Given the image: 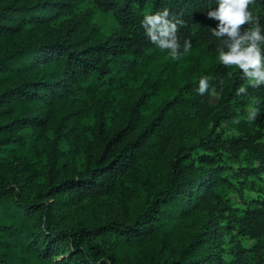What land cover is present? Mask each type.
<instances>
[{
  "label": "trees",
  "instance_id": "obj_1",
  "mask_svg": "<svg viewBox=\"0 0 264 264\" xmlns=\"http://www.w3.org/2000/svg\"><path fill=\"white\" fill-rule=\"evenodd\" d=\"M83 1L0 0V264H217L219 229L195 207L201 188L210 197L226 183L202 170L220 175L224 168L208 155L197 157L200 167L188 166L195 147L185 149L178 136L194 121L181 111L194 105L199 79L224 69L215 54L173 60L141 26L145 14L167 9L181 21L180 55L185 40L193 49L211 39L215 23L206 13L213 0H88L114 18L108 35L72 12ZM249 10L264 25V0ZM245 85L235 66L214 85L220 114L212 130L233 104L264 101V86L238 94ZM104 88L119 96L115 105L109 93L99 97ZM112 107L119 112L110 118ZM196 108L200 114V101ZM166 153L167 170L157 180L150 162ZM114 202L113 219L98 216ZM237 229L253 245L235 264H264V201L245 211Z\"/></svg>",
  "mask_w": 264,
  "mask_h": 264
},
{
  "label": "rangeland",
  "instance_id": "obj_2",
  "mask_svg": "<svg viewBox=\"0 0 264 264\" xmlns=\"http://www.w3.org/2000/svg\"><path fill=\"white\" fill-rule=\"evenodd\" d=\"M72 12L80 15L84 22L87 21L92 28L105 35L110 34L116 26L115 20L110 14L101 13L88 0L75 4ZM63 19L69 18L63 16L61 21ZM213 23H215V27L212 30H215L219 22L213 20ZM249 27H251V24L241 26L238 30L239 35H244ZM231 42L232 40L227 36L221 37L219 41L211 36L210 40L204 41L197 48L190 49L187 54L182 53L183 55L179 60L186 56L187 60L198 59L200 61L204 59V61H207L212 54H215L216 58H218V46L223 47V50L227 51V45L231 44ZM221 66L224 69L221 73L213 75L208 73L210 82L213 81L214 85L225 82L234 69V66ZM205 68L202 67L197 72L199 77L203 75L202 71ZM144 79V76H142L133 84L136 86L141 85ZM214 85L210 87L211 90L214 89ZM106 92V88L99 91V97H103ZM206 93L208 94L206 98L201 97L198 99L199 94L197 98L191 96L190 101L194 105L188 108L187 111L186 109L181 111L182 116H186L187 112V117L194 118V121L189 122L186 130H183L178 136V140L180 141L179 144L185 146V149L195 147L192 158L187 164L188 166L198 165L197 157L208 155L220 160L219 164L224 168L220 175L211 166L202 170L201 175L206 176L209 180L221 177L226 183H221L217 186L210 197L205 196L207 192L205 191L206 186L201 188L198 192L201 200L195 207V213H203L205 216L204 220L206 222L214 221L213 224L219 229L220 235L216 240L218 250L215 257L217 264H235L238 252L249 249L253 245L250 240L238 233V222L245 211L254 206L256 201H264V101L263 99L255 98L256 103L254 105L253 100H244V102L233 104L230 109V115L212 130L220 114L216 109L218 96L216 92L211 94V91H206ZM108 97L112 100V105H115L119 96L116 93L110 96L109 93ZM83 98L86 101L88 100L87 102L93 110L94 103L90 102L85 96ZM198 101L202 105L200 114L196 112ZM250 106H255L258 109V115L254 121L247 119ZM210 108H214L212 112ZM114 112H119V110L112 107L107 117L113 118ZM92 123L93 112H90L84 118L83 124L88 127ZM85 134H89L88 130H85ZM250 137L254 140L253 142H249L251 140ZM237 138L243 141L242 144L239 145L235 142ZM154 153H157L156 149L151 148L150 154ZM147 157L150 156L147 154ZM167 161V153L162 154L158 159L152 158L150 162L153 163L151 173L157 180L165 175ZM252 169L256 171L255 174L244 177L239 173V170L250 171ZM132 182L133 180L129 183L132 184ZM187 196L185 194L183 198L187 200ZM115 203L110 208L102 207L98 216L101 215L103 220L113 219L115 213H117V209L114 207ZM192 218L189 216L186 224L191 229H195ZM114 242L113 238H109L105 243L107 246H111Z\"/></svg>",
  "mask_w": 264,
  "mask_h": 264
},
{
  "label": "clouds",
  "instance_id": "obj_3",
  "mask_svg": "<svg viewBox=\"0 0 264 264\" xmlns=\"http://www.w3.org/2000/svg\"><path fill=\"white\" fill-rule=\"evenodd\" d=\"M254 2L255 0H213L215 9L212 10L210 5V10L206 13L208 18L219 22L216 29L211 30L210 35L217 41L223 36L232 40L231 44L227 45V51L218 46V60L221 65L235 66L242 72L246 85L238 88V94L243 95H247L248 88L258 89L264 86V57L261 56V49L264 47V25H261L259 19L249 10ZM169 15L167 9L156 14H145L141 26L150 43L161 51L170 50L168 52L170 57L178 60L190 51L191 44L185 40L183 54L178 55L179 44L176 33L181 21L170 19ZM246 24H251V27L245 31L244 35H239L238 30ZM209 88V77L202 76L196 92L204 95ZM211 94H215V89L211 90ZM255 103L253 98V105ZM257 115L258 109L250 106L247 119L254 121Z\"/></svg>",
  "mask_w": 264,
  "mask_h": 264
}]
</instances>
